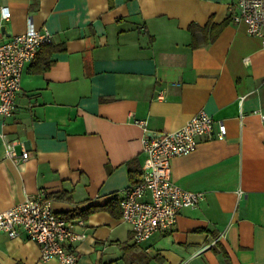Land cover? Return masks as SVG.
Masks as SVG:
<instances>
[{"label": "crops", "instance_id": "0c3cea01", "mask_svg": "<svg viewBox=\"0 0 264 264\" xmlns=\"http://www.w3.org/2000/svg\"><path fill=\"white\" fill-rule=\"evenodd\" d=\"M1 6L10 17L0 41L30 23L52 36L23 67L14 113L0 117V211L45 192L53 211L86 233L71 245L79 264H264V48L238 18L237 0ZM225 19L214 40L190 46V23ZM201 110L226 135L174 157L171 178L203 199L182 208L170 230L135 243L119 200L147 165L142 139ZM2 135L30 156L5 157ZM0 261L60 264L42 260L22 230L0 231Z\"/></svg>", "mask_w": 264, "mask_h": 264}, {"label": "built area", "instance_id": "2783aa9c", "mask_svg": "<svg viewBox=\"0 0 264 264\" xmlns=\"http://www.w3.org/2000/svg\"><path fill=\"white\" fill-rule=\"evenodd\" d=\"M237 6L238 18L248 34L259 37L264 48V0H237ZM9 17V9L1 6L0 28ZM51 36L48 30H38L30 23L25 32L0 41L2 119L11 116L16 109L15 98L24 65L35 58L43 44L51 41ZM262 117L264 119V114ZM225 135L224 123L201 110L178 129L143 137L147 165L119 200L120 218L129 224L135 243L170 230L182 208H194L203 199L202 192L183 189L172 180V159L194 151L201 140L223 139ZM1 137L5 157L18 163L30 156L25 150L18 156L14 142ZM146 193L149 199H144ZM79 224L54 212L51 198L43 191L28 193L21 203L0 211V231L14 238L22 230L27 239L39 245L42 260L57 259L60 264H79V256L71 247L86 236L85 231L76 230Z\"/></svg>", "mask_w": 264, "mask_h": 264}, {"label": "trees", "instance_id": "16d2710c", "mask_svg": "<svg viewBox=\"0 0 264 264\" xmlns=\"http://www.w3.org/2000/svg\"><path fill=\"white\" fill-rule=\"evenodd\" d=\"M228 19H225L219 24H215L212 21H208L204 26H200L197 23H190L188 25V31L191 34V47H197L199 44H207L215 39L221 28L228 23ZM49 62L46 64L48 66Z\"/></svg>", "mask_w": 264, "mask_h": 264}, {"label": "water", "instance_id": "95a60500", "mask_svg": "<svg viewBox=\"0 0 264 264\" xmlns=\"http://www.w3.org/2000/svg\"><path fill=\"white\" fill-rule=\"evenodd\" d=\"M151 136H153L152 134H150Z\"/></svg>", "mask_w": 264, "mask_h": 264}]
</instances>
